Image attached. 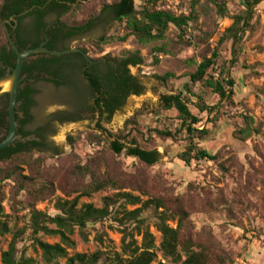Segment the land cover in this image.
I'll list each match as a JSON object with an SVG mask.
<instances>
[{"label": "rangeland", "instance_id": "rangeland-1", "mask_svg": "<svg viewBox=\"0 0 264 264\" xmlns=\"http://www.w3.org/2000/svg\"><path fill=\"white\" fill-rule=\"evenodd\" d=\"M90 1V5L84 7L73 6V13L67 19L70 22L81 21L90 8L100 12L105 2L111 3V0ZM134 1L141 9L143 0ZM218 1L226 4L227 14L224 17L210 0H158L159 8L177 16L188 17L193 12L196 19L184 28V34L176 26L170 25L162 41L152 42L148 46L140 45L133 35L128 34L126 20L117 21L114 17L98 22L91 30L73 39L70 48H84L92 59L121 58L127 53H138L143 64L129 66L128 69L139 81L144 93L141 96H129L125 104L108 119L106 115L100 116L98 112L90 110L93 97L87 80L82 76L74 78L76 84L68 90L36 80V103L30 110L34 120L29 129L35 130L50 123L46 132L49 144L47 148L33 149L31 153L33 157H42V169H48L49 174L58 177L76 162H89L92 165L97 162L102 173L114 166L122 175L134 178L130 186L124 181L120 188L108 187L88 196L81 195L78 201L79 205L91 202L96 208H103L104 199L111 198L112 218H124V223L138 244L142 237L136 234L135 223L123 217L125 210L142 207L153 195L186 196L191 183L200 193L203 189L214 196L221 192L227 204L219 206L217 210H197L192 213L194 228L197 231H211L225 248L234 252L236 260L233 264H244V254L250 245L264 246V3L254 8L240 42L233 46L232 40L223 41L222 38L235 17L246 15L245 7L241 0ZM123 36L124 41L118 40ZM101 37L110 38L112 42L99 47L96 39ZM157 48L163 49V52L156 51ZM215 51L219 55L218 64L230 66L229 75L236 82L231 104L220 103L219 97L211 89L193 84L188 77ZM156 58H159L158 63H155ZM166 73H172L174 77L166 82L157 78ZM186 85L191 91L187 96L191 100L189 110L202 119L198 127H205L209 131V136L205 140L196 139L195 145L215 153L218 156L216 160L193 159L187 165L179 156L190 144L185 135H179L175 141L157 133L158 130H179L180 123L175 111L164 110L161 97L184 92ZM199 97H202L206 106L216 107L217 122H210L213 114L208 117L206 111H199L196 106L201 102ZM56 115H76V120L60 123L54 119ZM245 116L251 117L253 122L246 120ZM128 122L130 124L126 126ZM104 130L109 134L132 130L136 145L147 151L155 149L160 152L159 161L147 167L135 157L126 155L124 151L130 142H124L125 149L120 153L111 152L109 143L114 138L110 139ZM23 167L26 169V166ZM1 184L5 198L0 222L6 224L8 231L0 235V264L2 251L8 249L15 234L19 236L18 258H30L32 264H65V257L55 258L51 262L44 260L42 249L34 243L30 228L31 212L24 193L21 192L14 199L10 191L12 183L7 180ZM140 185L147 194H141L138 189ZM123 192L140 197L141 203H131L122 195ZM76 196L75 192L66 196L56 188L52 198L39 201L36 207L55 215L59 213L56 201H73ZM154 210L152 204L142 210L140 217L155 236L157 260L173 264L172 259L165 257L159 249L162 236L154 226L157 221ZM168 223L175 226L174 220ZM108 225H112V228H108ZM49 226L54 227V224ZM93 226L87 229V240L74 228L70 238L75 246L67 248L68 257L76 252L91 254L102 251L107 264L111 263L115 254L122 258L128 257L123 252L122 234L115 220H109L103 226ZM101 233H104L103 241L98 238ZM37 235L49 243H62L57 234L39 232Z\"/></svg>", "mask_w": 264, "mask_h": 264}, {"label": "trees", "instance_id": "trees-1", "mask_svg": "<svg viewBox=\"0 0 264 264\" xmlns=\"http://www.w3.org/2000/svg\"><path fill=\"white\" fill-rule=\"evenodd\" d=\"M0 0V77L4 75L5 68L8 66L12 69L17 61L16 53L9 47L6 39L4 26L10 31V26L5 24L12 15L23 14L25 11L31 10L28 17L40 19L36 25V32L44 27L42 18L46 13L57 12L59 14V27L55 31H48L50 37L49 42L45 46L52 51L70 50L69 44L77 36L82 35L101 21L109 20L114 17L117 21L126 20V30L128 34L133 35L138 43L142 46H148L152 42L162 41L164 35L170 25L176 26L181 34H184V28H187L192 20L196 19V15L192 12L190 16H177L175 13L159 8L158 0H143L142 8H138L134 0H111V3L105 2L103 9L99 12L89 9L84 13L81 21L67 19L73 13V6L78 5L84 7L90 5V0ZM214 2L218 8L219 14L224 17L227 14L226 4L220 3L218 0H210ZM245 7V16L235 17L234 23L229 27L223 41L232 40L233 46L240 42V38L244 34L245 28L249 24L254 8L264 3V0H241ZM23 18H19L22 20ZM5 24V25H4ZM56 34V36H55ZM39 34L33 39H24L23 41H15V44L21 50H34L40 47ZM125 36L118 40L124 41ZM99 47L112 42V39L105 37L96 39ZM28 45H31L28 47ZM163 49L157 48L156 51L163 52ZM219 55L214 52L212 57L205 58L203 62L197 66L196 70L188 77L193 84H201L203 88H209L219 97L220 103L231 104L234 101L236 86L235 79L229 75V67L227 65L218 64ZM97 61H107L108 65L103 66L98 73V65L92 66L90 72L84 71V67L88 64L86 59L80 53L71 55L49 56L39 54L38 57L30 63L27 61L23 64L21 74L25 76V83L29 79L36 76V80H42L53 84L57 88L71 89L76 84L77 76L83 74L90 83V91L93 97L91 111H96L100 116L106 115L108 119L112 114L125 104L127 98L131 95L141 96L144 93L139 81L130 74L127 66H140L143 59L138 53H127L121 58H104ZM159 62V58L155 59V63ZM114 65L117 68H114ZM230 65V64H229ZM90 73V74H88ZM172 73H166L158 79L166 82L173 78ZM184 92L179 94L163 95L161 97L162 107L167 111H175L177 121L180 123L178 131L171 130L157 131V133L166 138L177 140L179 135H185L189 141V145L185 152L179 156L187 165L191 161L209 159L216 160L218 156L215 153L207 152L195 145V140H205L209 136L207 129H200L198 125L202 119L194 115L188 105L191 103L187 97L190 94L188 85L183 88ZM70 91V90H69ZM37 90L31 85H26L25 89H19L17 110L22 113L20 119L16 115L18 121L17 133L21 139H27L30 133L24 131L25 126L32 125L33 118L30 110L34 107L35 95ZM200 103L196 106L200 112L206 111L208 117L213 114L210 122H217L218 111L216 107L206 106L199 97ZM0 131L6 129L8 132L7 105L9 96L6 95L0 99ZM17 102V103H18ZM16 110V111H17ZM76 115L54 117L60 123L76 120ZM246 120L253 122L251 117H244ZM49 124L38 129L43 142H13L8 147L0 149V217L3 214L2 202L5 198L2 191V182L9 180L12 185L10 188L11 196L17 199L22 192L25 195V202L30 208L31 219L30 228L34 235V243L37 244L43 252L44 260L47 262L57 258H67L65 264H107L102 251L87 254L84 252H76L73 256L68 257L67 248L75 246L74 241L70 238V234L77 228L79 234L87 240V229L92 225L100 224L103 226L109 220H115L118 223V229L122 234L123 252L128 255L127 258L120 257L115 254L109 264H167L161 260H157V252L155 250V236L151 234L144 225V219L140 217L143 209H148L152 204L157 221L154 226L162 236L159 249L162 250L165 257L171 258L173 264H233L236 260L234 252L224 247L211 231L202 229L195 230L194 221L191 218L192 213L197 210H217L219 206L227 204L225 196L220 192L214 196L210 191L202 190L201 193L196 191V186L191 183L188 186L186 196L158 197L153 195L152 199L145 201L142 207L125 210L124 216L127 220L133 221L136 234L142 237L141 243L138 244L134 234L124 218L111 216L110 206L111 198L104 199V207L96 208L91 202H84L79 205L78 197L88 196L92 192H98L105 188H120L122 182L127 185L134 182V178L122 175L115 167H109L104 173L100 171L99 163L95 165L86 162L85 164L76 162L70 165L59 177L49 174L48 169H42V157H33L32 148H47L45 143L46 132ZM130 122L127 123L128 126ZM6 132V133H7ZM108 134L112 143H109V150L114 153H120L125 149L124 142H130V146L126 148L124 153L133 156L136 160L151 167L160 159V152L155 149L147 151L137 146L136 139L132 137V130L118 131L117 133ZM4 139H0L3 141ZM72 140L70 143L72 144ZM26 166V169L23 167ZM26 172V173H25ZM60 190L64 195L68 196L77 193L73 201H56L58 214L51 215L36 207L39 201L52 198L55 189ZM141 194H147V191L140 185L138 188ZM124 197L135 205L141 203L140 197H135L127 192H123ZM160 208H162L160 210ZM232 207L229 211L231 213ZM174 220L175 226L169 225L168 221ZM49 224H54L50 227ZM94 227V226H93ZM112 228V225H108ZM8 231L5 223L0 222V235ZM39 232L46 234H57L61 238V244L49 243L42 240L37 234ZM104 233L99 234V240L103 241ZM19 236L14 235L9 243L8 249L1 253L2 264H32L30 258L17 257V241Z\"/></svg>", "mask_w": 264, "mask_h": 264}, {"label": "flooded vegetation", "instance_id": "flooded-vegetation-1", "mask_svg": "<svg viewBox=\"0 0 264 264\" xmlns=\"http://www.w3.org/2000/svg\"><path fill=\"white\" fill-rule=\"evenodd\" d=\"M49 1H48V3H49ZM25 12H27V11H25ZM28 14L23 16V17L18 16V15H12L8 20H6V21H10L7 25L10 26L9 33H10L12 41H14V43H15V41H19V40L23 41L24 39H33L34 40L36 34H39L38 38L41 41L40 42V46H44L45 47L47 45V43L49 42V39H50V37L48 36L47 32L50 31V30L55 31V29L59 27V14L57 12L46 13L43 16V18H42V22H44L45 25H44L43 28L39 29L38 32H36V30H37L36 29V25H38V22H40V19L37 18L36 16L28 17ZM19 18H23V19L19 20ZM55 36H56V34H55ZM79 36H81V35H79ZM79 36H77V37H79ZM30 46L31 45H28V47H30ZM77 49H80V50H82L84 52V54L82 52H77V53H80L83 56V58L86 59V61L88 62L86 67H84V71L87 70L88 72H90V68L92 66L98 65V73H100V71L103 68V66L108 65L107 61H100L99 62L96 59L90 58L88 56L87 51L84 48H77ZM27 61L30 63L32 60L29 59ZM128 67L129 66H127V68ZM3 68H5V73L9 69L8 66H3ZM114 68L116 69L117 66L114 65ZM21 72H22V70H21ZM88 74H90V73H88ZM81 76L83 77V79L87 80V82H88V84L90 86V83H89L88 79L85 78L86 76H84L83 74H81ZM20 79H21L22 82H21V85H20L19 89H21V90L25 89L26 85H28V84L31 85L32 88H35L34 87V82L36 81V76H34L33 79L27 80V81H29L28 83H25V79L26 78L22 74L20 75ZM18 105H21V102L17 103L16 110L18 108ZM16 115L20 119L22 118V113H20V111H18V110L16 111ZM8 126H9V121H8ZM29 127H30V125L25 126L24 131H26L27 133H30L31 136L29 138H27V139H23V140H26V141H24L22 143L35 142V141L43 142L44 139L40 135L38 136V133H39L38 129L41 128V127H38L35 130H30ZM17 130H18V128H17ZM6 132H7L6 129H2L0 131V139H5V137L7 136V133H8V132L7 133ZM17 135H18V133H17ZM15 141H19V139H16ZM45 143H47V145H48L49 144L48 140H45ZM33 149L34 150L35 149L40 150V149H43V148L35 147V148H32V150Z\"/></svg>", "mask_w": 264, "mask_h": 264}, {"label": "water", "instance_id": "water-1", "mask_svg": "<svg viewBox=\"0 0 264 264\" xmlns=\"http://www.w3.org/2000/svg\"><path fill=\"white\" fill-rule=\"evenodd\" d=\"M30 12L31 10L24 12L23 14H19L18 16L23 17ZM9 22L10 21H5V24H8ZM4 30L9 46L16 53L17 61L12 69H8L6 73L0 77V99L6 95L9 96V102L7 105V119L9 121V128L5 139L3 141H0V149L3 147L10 146L16 139H19L20 142L26 141L21 139V137L17 135L18 122L16 119V106L18 102L19 88L22 82L20 79V75L23 64L27 60L32 59L39 54H46L49 56H60V57L71 55L77 52H82L84 54L82 50L77 48L60 52V51H52L44 46L34 48V50H26L21 52V50L14 43V41H12L10 33L6 26H4Z\"/></svg>", "mask_w": 264, "mask_h": 264}, {"label": "crops", "instance_id": "crops-1", "mask_svg": "<svg viewBox=\"0 0 264 264\" xmlns=\"http://www.w3.org/2000/svg\"><path fill=\"white\" fill-rule=\"evenodd\" d=\"M244 264H264V246L250 245L248 250L244 254Z\"/></svg>", "mask_w": 264, "mask_h": 264}]
</instances>
